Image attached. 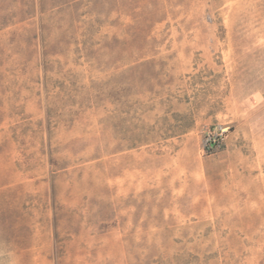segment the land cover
Masks as SVG:
<instances>
[{
	"label": "rangeland",
	"instance_id": "rangeland-1",
	"mask_svg": "<svg viewBox=\"0 0 264 264\" xmlns=\"http://www.w3.org/2000/svg\"><path fill=\"white\" fill-rule=\"evenodd\" d=\"M0 264H264V0H0Z\"/></svg>",
	"mask_w": 264,
	"mask_h": 264
}]
</instances>
